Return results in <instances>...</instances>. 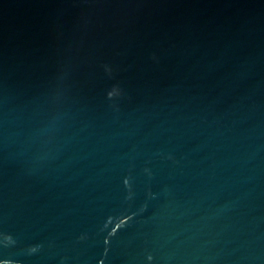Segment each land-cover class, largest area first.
Masks as SVG:
<instances>
[{
  "label": "water",
  "instance_id": "obj_1",
  "mask_svg": "<svg viewBox=\"0 0 264 264\" xmlns=\"http://www.w3.org/2000/svg\"><path fill=\"white\" fill-rule=\"evenodd\" d=\"M0 264H264V0H0Z\"/></svg>",
  "mask_w": 264,
  "mask_h": 264
}]
</instances>
